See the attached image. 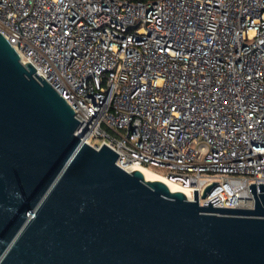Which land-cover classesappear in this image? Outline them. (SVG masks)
Wrapping results in <instances>:
<instances>
[{"label": "built area", "instance_id": "obj_1", "mask_svg": "<svg viewBox=\"0 0 264 264\" xmlns=\"http://www.w3.org/2000/svg\"><path fill=\"white\" fill-rule=\"evenodd\" d=\"M0 33L118 166L164 169L199 205L254 207L264 0H0Z\"/></svg>", "mask_w": 264, "mask_h": 264}, {"label": "water", "instance_id": "obj_2", "mask_svg": "<svg viewBox=\"0 0 264 264\" xmlns=\"http://www.w3.org/2000/svg\"><path fill=\"white\" fill-rule=\"evenodd\" d=\"M35 70L0 33V264H264V183L203 206L129 172Z\"/></svg>", "mask_w": 264, "mask_h": 264}, {"label": "bare ground", "instance_id": "obj_3", "mask_svg": "<svg viewBox=\"0 0 264 264\" xmlns=\"http://www.w3.org/2000/svg\"><path fill=\"white\" fill-rule=\"evenodd\" d=\"M133 169L140 170L142 172L144 178L147 180H154V179L161 180V181L166 183V185L170 188V190H173V191L174 190H180L187 195L185 189H183L180 185H178L176 182L168 179L167 177L163 176L162 174H160L159 172H157L153 169H150L144 165H135L133 167Z\"/></svg>", "mask_w": 264, "mask_h": 264}, {"label": "rangeland", "instance_id": "obj_4", "mask_svg": "<svg viewBox=\"0 0 264 264\" xmlns=\"http://www.w3.org/2000/svg\"><path fill=\"white\" fill-rule=\"evenodd\" d=\"M150 169L157 170L159 173H162V174H166V171L164 169H161V168L150 167Z\"/></svg>", "mask_w": 264, "mask_h": 264}]
</instances>
